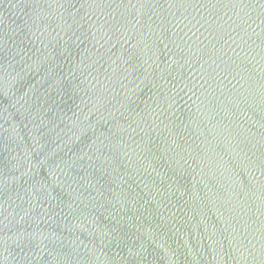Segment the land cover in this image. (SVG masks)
<instances>
[{"label": "water", "instance_id": "water-1", "mask_svg": "<svg viewBox=\"0 0 264 264\" xmlns=\"http://www.w3.org/2000/svg\"><path fill=\"white\" fill-rule=\"evenodd\" d=\"M0 264H264V0H0Z\"/></svg>", "mask_w": 264, "mask_h": 264}]
</instances>
